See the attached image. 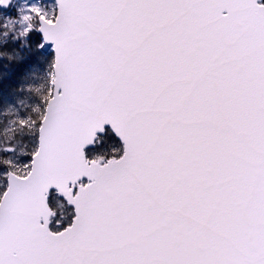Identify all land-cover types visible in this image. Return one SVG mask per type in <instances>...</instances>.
<instances>
[{"label":"snow or ice","instance_id":"1","mask_svg":"<svg viewBox=\"0 0 264 264\" xmlns=\"http://www.w3.org/2000/svg\"><path fill=\"white\" fill-rule=\"evenodd\" d=\"M24 21L54 55L27 161L0 145V264H264V0Z\"/></svg>","mask_w":264,"mask_h":264},{"label":"rangeland","instance_id":"2","mask_svg":"<svg viewBox=\"0 0 264 264\" xmlns=\"http://www.w3.org/2000/svg\"><path fill=\"white\" fill-rule=\"evenodd\" d=\"M43 2L48 3L50 0H15L6 14L0 13V52L2 54L9 55L5 47L8 41V30H13L14 39L28 42V35H25L26 23L24 21L26 10L33 3ZM5 23L6 26H4ZM25 45L26 43L23 46L25 47ZM15 49L16 46H14V51ZM36 51L40 54L39 62L42 63L38 67L40 72L34 67H29L28 72L24 75V80L25 78L26 80L17 84L18 88L15 93L7 88L6 92L0 94V96L4 95L2 101H0V145L7 144L14 147V158L20 159L22 162L28 159L23 154L32 148V133L26 128H21L19 121L26 120L29 117L35 118V110L38 107L42 108L41 98L47 90L46 74L49 71V64L53 57L51 50L46 49L44 53H40L37 48ZM15 55L12 54V56ZM1 70V77L9 74L8 66H3Z\"/></svg>","mask_w":264,"mask_h":264},{"label":"trees","instance_id":"3","mask_svg":"<svg viewBox=\"0 0 264 264\" xmlns=\"http://www.w3.org/2000/svg\"><path fill=\"white\" fill-rule=\"evenodd\" d=\"M0 13H2L1 10ZM7 36H8V41L5 47L7 48L9 55H6V53L2 54L0 52V94L6 92L7 88L12 93L13 92L15 93L18 88L17 84L26 80V78L24 80V75L26 72H28L27 70L29 69V67L31 68L34 67L38 72H40L38 70V67H40V64H42L41 62H39L40 54L36 51L38 48L37 47L38 37L36 35H28V42H25L24 40L20 41L19 39H14L13 30H8ZM24 43H26L25 47L23 46ZM14 46H16L15 51H14ZM12 54L14 55L17 54V55L12 56ZM5 65L9 67L8 70L9 74L5 75V77H1V73H2L1 68ZM47 80L48 77L46 74V81ZM46 91L47 90H45V93ZM3 96L4 95L0 96L1 99L0 101H2Z\"/></svg>","mask_w":264,"mask_h":264},{"label":"water","instance_id":"4","mask_svg":"<svg viewBox=\"0 0 264 264\" xmlns=\"http://www.w3.org/2000/svg\"><path fill=\"white\" fill-rule=\"evenodd\" d=\"M11 2H12V0H8V4L6 6L0 7V8L3 9V10H6L9 7V5H10ZM47 48L48 49H51V46L49 45ZM53 55H54V53H53Z\"/></svg>","mask_w":264,"mask_h":264},{"label":"clouds","instance_id":"5","mask_svg":"<svg viewBox=\"0 0 264 264\" xmlns=\"http://www.w3.org/2000/svg\"><path fill=\"white\" fill-rule=\"evenodd\" d=\"M6 23H7V21H6ZM6 23H5V25H4V26H6Z\"/></svg>","mask_w":264,"mask_h":264}]
</instances>
